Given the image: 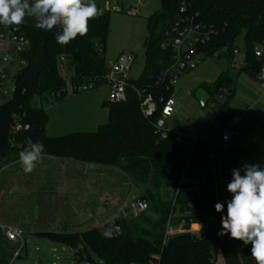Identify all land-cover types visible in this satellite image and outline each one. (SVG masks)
<instances>
[{
  "label": "trees",
  "instance_id": "16d2710c",
  "mask_svg": "<svg viewBox=\"0 0 264 264\" xmlns=\"http://www.w3.org/2000/svg\"><path fill=\"white\" fill-rule=\"evenodd\" d=\"M161 9L147 18L144 67L138 78H130L124 101H104L109 119L95 131H76L61 136L47 134L49 116L43 107L33 104L35 97L51 94L61 100L67 95L66 81L61 74V57L66 69H72L74 91L82 83L99 86L108 70L105 59L110 31L109 13H100L90 20L89 31L67 46L56 42L57 29L51 32L31 24L16 29L29 41L27 50L17 53L24 61L15 76L14 97L0 105V168L19 160L26 139L44 145L42 156L69 158L90 167L108 166L119 169L136 185H148L143 192L151 205L131 219H122L119 236L106 237L102 230L41 234L69 245L82 244L92 249L101 264H214L211 241L222 231L205 169L190 167L192 147L189 139L169 130L162 135L156 127L161 98L172 95L173 86L157 83L162 71L172 62L173 51L165 47L166 32L181 17H190L200 25L209 39L198 44L203 56L218 54L234 61L237 37L243 34L245 61L242 71L258 78L264 60L256 49H264V0H160ZM185 8L182 11V8ZM216 90L234 87V80L222 72L214 81ZM210 94L206 86H202ZM152 94L159 108L146 116L141 110V95ZM227 153L236 163L252 153L251 148L227 145ZM164 187L172 190L170 198L162 194ZM154 213L157 218L147 215ZM175 219L185 217L202 226L200 233L178 231L164 243L166 222L171 213ZM230 236L229 234H226ZM0 238V264H11L15 244L4 235ZM231 238V237H230ZM232 239V238H231ZM234 240V239H232ZM236 241V240H234ZM156 255L159 256L158 260Z\"/></svg>",
  "mask_w": 264,
  "mask_h": 264
},
{
  "label": "rangeland",
  "instance_id": "374dc122",
  "mask_svg": "<svg viewBox=\"0 0 264 264\" xmlns=\"http://www.w3.org/2000/svg\"><path fill=\"white\" fill-rule=\"evenodd\" d=\"M95 3L100 13L110 15L106 62L116 60L122 53L133 54L135 61L129 75L138 78L144 67L147 18L161 9V1L95 0ZM115 4L122 7L121 12L114 10ZM131 6L135 7V14ZM235 45L239 52L234 55L233 62L218 54L202 55L194 68L179 77L172 90L176 112L166 120L168 130L181 137H198L206 128L209 134H220L216 125L208 126L216 115L223 118L231 110L237 113L246 110L247 118L264 119L262 82L242 71L245 61L243 34L237 37ZM23 65L24 61L13 48L7 43L0 45V105L14 97L15 76ZM60 71L66 81L67 95L56 100L47 93L33 101L48 113L47 134L61 136L76 131H95L109 119L108 108L104 105V101L111 100L108 84L102 82L89 92H75L71 79L73 70L60 68ZM222 72L232 77L233 88L215 89L213 83ZM202 86L212 92L205 106L196 98ZM18 161L0 168V238L5 226L17 225L25 230L27 240L26 249L21 251L20 257L12 256L11 264H101L102 259L82 244L72 246L41 234L102 230L114 218H134L132 201L144 195L147 187L152 188L151 183L137 186L119 169L90 167L69 158L42 156L31 174H25ZM147 215L152 220L157 218L151 212ZM17 247L15 244L14 250Z\"/></svg>",
  "mask_w": 264,
  "mask_h": 264
},
{
  "label": "clouds",
  "instance_id": "9594fccd",
  "mask_svg": "<svg viewBox=\"0 0 264 264\" xmlns=\"http://www.w3.org/2000/svg\"><path fill=\"white\" fill-rule=\"evenodd\" d=\"M97 13L95 0H0V25L19 26L26 18H33L39 29H57L55 39L62 47L86 35ZM257 75L264 78V69ZM25 143L18 163L25 174H31L42 158L44 145L31 138ZM232 177L227 185L231 199L227 201V214L221 217L219 235L229 234L244 245L251 244V257L256 264H264V168L245 164L232 169ZM223 209V203L215 204L217 212Z\"/></svg>",
  "mask_w": 264,
  "mask_h": 264
},
{
  "label": "built area",
  "instance_id": "2783aa9c",
  "mask_svg": "<svg viewBox=\"0 0 264 264\" xmlns=\"http://www.w3.org/2000/svg\"><path fill=\"white\" fill-rule=\"evenodd\" d=\"M184 7L182 11H184ZM114 10L121 12L122 7L118 4L114 5ZM130 10L132 14H135V7L131 6ZM167 40L164 43L165 47H171L173 51L172 62L168 68L160 73L157 78V83H163L168 86H174L179 77L189 69H192L201 60V53L198 49V44L205 42L209 39V33L203 32L200 25L195 23L190 17H181L171 29L166 32ZM4 43L9 44L17 53H23L29 46L28 39L23 34H18L15 28H10L7 32H0V45ZM235 53L239 52L236 47ZM256 56L259 59L264 60V49L259 48L255 51ZM62 62V68L66 69V59L60 58ZM135 61L133 54H120L116 60L107 63L108 70L104 75L103 82L107 83L110 89L111 100L119 102L124 101L127 98V85L128 80L131 78L129 72ZM264 69V63L261 70ZM260 70V73H261ZM5 77V75H2ZM258 79L262 82L264 87V78L258 76ZM98 86L94 82L82 83L76 86V90L81 92H89L96 89ZM160 116L156 122V127L160 133L164 136L168 133V129L165 127L166 120L176 112V99L171 95L166 98H161ZM141 110L144 115H154L158 108V101L152 94L141 95ZM216 125L221 129V138L223 141H230L233 137L241 135L240 131L235 129L236 120H230L225 125L221 126L212 120L209 126ZM189 139V147L199 140V137H184ZM223 210H226L224 207ZM141 213L135 207H132L131 215L138 216ZM177 212L171 213L165 229L164 243L168 237L180 230L186 232L200 233L202 226L192 220H187L185 217H180L179 220L175 219ZM5 237L12 243L18 245L14 250L13 258L21 256V251L27 247L26 232L20 226L7 225L3 228ZM159 256L156 255L158 260ZM138 264V263H133ZM150 264H159V262H152Z\"/></svg>",
  "mask_w": 264,
  "mask_h": 264
},
{
  "label": "crops",
  "instance_id": "0c3cea01",
  "mask_svg": "<svg viewBox=\"0 0 264 264\" xmlns=\"http://www.w3.org/2000/svg\"><path fill=\"white\" fill-rule=\"evenodd\" d=\"M22 24L34 25L35 20L26 18ZM19 26L5 27L0 25V32H5L4 30L7 31L10 28H18ZM246 114V110L244 113H237L231 110L223 118L216 115L215 120L221 119L218 122L221 126L230 120H236L234 128L239 130L241 135L233 137L230 141H223L221 133L216 135L209 134L206 128L198 136L199 140L193 145L188 158L190 167L206 170L212 197L215 203H223L226 211L227 201L231 199V194L227 191V185L233 178L232 169L242 168L245 164H259L264 168V119H258L259 116L249 119ZM227 145L251 148L252 153L248 157L234 163L227 153ZM241 174H244L243 171H241ZM211 252L215 259L214 264H256L251 257V244L244 245L242 241H234L228 235L214 234L211 241Z\"/></svg>",
  "mask_w": 264,
  "mask_h": 264
},
{
  "label": "water",
  "instance_id": "95a60500",
  "mask_svg": "<svg viewBox=\"0 0 264 264\" xmlns=\"http://www.w3.org/2000/svg\"><path fill=\"white\" fill-rule=\"evenodd\" d=\"M209 92L203 87L198 89L196 92V98L199 100L202 106H205L210 100ZM163 196L167 199L172 195V190L168 187H164L162 190ZM151 203L147 195H141L137 197L133 202L132 206L140 211L146 210L150 207ZM123 230L122 218H114L109 223L102 227V234L106 237H116L121 234Z\"/></svg>",
  "mask_w": 264,
  "mask_h": 264
}]
</instances>
